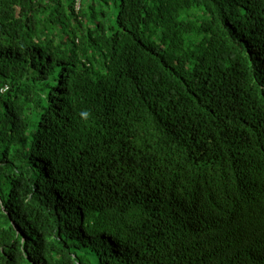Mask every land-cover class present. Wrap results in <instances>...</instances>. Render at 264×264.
I'll return each mask as SVG.
<instances>
[{
	"label": "trees",
	"instance_id": "trees-1",
	"mask_svg": "<svg viewBox=\"0 0 264 264\" xmlns=\"http://www.w3.org/2000/svg\"><path fill=\"white\" fill-rule=\"evenodd\" d=\"M0 264H264V0H0Z\"/></svg>",
	"mask_w": 264,
	"mask_h": 264
},
{
	"label": "rangeland",
	"instance_id": "rangeland-1",
	"mask_svg": "<svg viewBox=\"0 0 264 264\" xmlns=\"http://www.w3.org/2000/svg\"><path fill=\"white\" fill-rule=\"evenodd\" d=\"M78 6H79V4H78Z\"/></svg>",
	"mask_w": 264,
	"mask_h": 264
}]
</instances>
